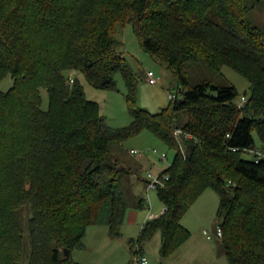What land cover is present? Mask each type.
Masks as SVG:
<instances>
[{
    "label": "trees",
    "instance_id": "1",
    "mask_svg": "<svg viewBox=\"0 0 264 264\" xmlns=\"http://www.w3.org/2000/svg\"><path fill=\"white\" fill-rule=\"evenodd\" d=\"M249 1L0 0V81L9 74L14 80L0 91V264H22L23 207L31 212L28 264H69L100 219L118 237L129 209L121 179L133 170L109 146L144 130L176 154L154 189L167 209L130 240L133 254L157 233L161 256L174 253L191 235L183 217L213 189L229 264H264V37L246 18L250 3L263 0ZM125 24L183 87L158 113L136 105V79L119 50ZM199 59L215 69L231 66L250 81L243 107L235 86L190 84L186 67ZM70 72L106 90L117 89L120 72L131 123L108 126L99 103ZM180 110L188 114L183 126ZM146 204L138 199V208Z\"/></svg>",
    "mask_w": 264,
    "mask_h": 264
},
{
    "label": "rangeland",
    "instance_id": "2",
    "mask_svg": "<svg viewBox=\"0 0 264 264\" xmlns=\"http://www.w3.org/2000/svg\"><path fill=\"white\" fill-rule=\"evenodd\" d=\"M251 2L248 0V3ZM247 20L259 31L264 37V0L252 6ZM119 50L127 59L134 73L137 85L136 105L152 113H158L168 107L173 95L181 96L182 85L176 72L168 65L161 63L154 58L149 52L145 51L134 31L132 24L120 26L119 33ZM154 72L156 83L149 81L148 71ZM186 75L191 85H197L203 81H208L216 86H235L239 92L238 101L242 95H250V81L231 66L224 65L219 69L211 68L204 60L199 59L188 63ZM68 76L78 78L84 85L86 97L99 103L101 115L105 122L112 128H121L128 126L132 121L127 101L128 86L123 75L118 72L115 74L117 89L106 90L98 89L92 86L80 72H70ZM14 83L12 76L9 74L0 81V91H7ZM42 108L47 109L49 103V94L47 89H41ZM177 122L183 126L188 120V114L185 110L176 112ZM256 150L259 149L260 143L258 135L255 133ZM110 153L121 159L122 162L133 170L131 175L123 176L121 185L127 197L129 209L124 224L121 227V237L116 238L109 234V228L105 219H100L96 224L90 226L87 230L84 242L85 249L76 248L72 252V261L69 264H86L92 263L94 255L97 253L104 254L106 251L112 253L116 247L129 249V241L138 236L140 229L150 209L153 205L162 203L154 189H147L146 182L142 180L148 177V173L155 172L158 168L168 166L175 154L176 149L170 148L165 142L159 139L148 130L126 139L123 142H112L109 146ZM136 150L137 153L131 152ZM141 153V154H139ZM166 155V157H163ZM245 158H254V152L244 153ZM141 163V164H140ZM145 198L147 204L144 209L138 208V199ZM219 206V196L213 189H207L197 200L195 205L190 208L186 214L187 219L181 222L192 224L194 228H199L200 221H204V227L195 231V239L210 236L208 245L214 249L225 252L222 239L218 236L217 209ZM139 211V221L137 224L130 222L129 217L132 211ZM23 220L24 229V255L22 264H28L31 253V237L28 230V218L31 215L28 207L20 210ZM146 221V220H145ZM200 223V224H199ZM206 230V235L203 231ZM191 231H193L191 229ZM194 232V231H193ZM201 233V234H200ZM146 241L145 243H147ZM154 242H152L153 244ZM153 247V246H152ZM101 255V254H100ZM226 258V257H225ZM227 260V259H226ZM225 263V262H224ZM213 264V261H212Z\"/></svg>",
    "mask_w": 264,
    "mask_h": 264
},
{
    "label": "crops",
    "instance_id": "3",
    "mask_svg": "<svg viewBox=\"0 0 264 264\" xmlns=\"http://www.w3.org/2000/svg\"><path fill=\"white\" fill-rule=\"evenodd\" d=\"M168 166L163 167V168H158L153 173L160 174ZM146 179L147 178H144V180L142 181L145 183ZM146 188H147V185H146ZM163 208H164V205L162 206V208L160 207V205H156V206L153 205V210L150 209L149 214L146 216L145 220L147 221V219H152V218H156L160 216L163 213ZM139 211L140 210L131 212L130 217H129L130 222L135 223V224L138 223L140 219ZM187 216L188 215L186 214L184 217H186L187 219L188 218ZM184 217L182 220H184ZM145 220L143 222H146ZM200 223L202 224L199 225V228H194L192 224L183 223L190 231L192 229L194 232L191 231V235L189 239L185 243H183L170 256L163 258L160 254V248H161L160 233L155 234L153 238L148 240L147 243L143 244L141 254L146 256L149 259L148 264H212V261H213V264H229L227 256H226V252L222 251V248L219 247V250H217V249H214V247L211 246V244L210 245L207 244L209 243V240L211 239V237L207 236L206 238L202 237L200 239H195V231L198 230V234H199V232H201L200 230L202 229V227H204V221H200ZM203 234L206 235V230L203 231ZM121 235L122 233L116 238L121 237ZM152 242L154 243L152 244ZM129 244H130V241H129ZM86 246H87L86 242H84V247L81 249H85ZM120 248L121 247H116L115 251L112 250V253L109 252V250L106 251L104 254L100 253L101 255L100 254L98 255L97 253H95L93 258L94 260H96V262L92 261V263L90 264H133L134 254H133L131 247L129 249H125L123 247L122 249ZM86 263H89V262H85V264Z\"/></svg>",
    "mask_w": 264,
    "mask_h": 264
},
{
    "label": "built area",
    "instance_id": "4",
    "mask_svg": "<svg viewBox=\"0 0 264 264\" xmlns=\"http://www.w3.org/2000/svg\"><path fill=\"white\" fill-rule=\"evenodd\" d=\"M154 72L149 70L148 71V76H149V81L150 83L154 84L156 83V79L154 78ZM175 95H173L174 97ZM248 100V96L246 95H242L241 96V99L239 100V107H243L246 102ZM175 134L177 136H181L182 135V130L181 129H177ZM187 137H190L191 135L189 134H186ZM133 153H137L136 150H132ZM141 154V153H139ZM261 156H264V153H261L259 152V157ZM148 185H147V189H156L158 187V185H160L164 179L167 178V176H161L160 174H157V173H153V172H150L148 173ZM167 209L166 206H164L163 208V211H165ZM218 236L221 237L222 236V229L219 227L218 230ZM210 237V236H209ZM149 263V259L142 255L141 253H137V254H134V258H133V264H148Z\"/></svg>",
    "mask_w": 264,
    "mask_h": 264
},
{
    "label": "water",
    "instance_id": "5",
    "mask_svg": "<svg viewBox=\"0 0 264 264\" xmlns=\"http://www.w3.org/2000/svg\"><path fill=\"white\" fill-rule=\"evenodd\" d=\"M65 253H66V255H69V253H70L69 249H65Z\"/></svg>",
    "mask_w": 264,
    "mask_h": 264
}]
</instances>
